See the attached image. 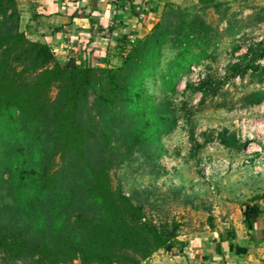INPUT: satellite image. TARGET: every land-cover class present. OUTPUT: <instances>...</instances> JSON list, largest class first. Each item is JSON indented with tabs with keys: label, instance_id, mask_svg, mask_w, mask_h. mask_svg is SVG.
<instances>
[{
	"label": "trees",
	"instance_id": "obj_1",
	"mask_svg": "<svg viewBox=\"0 0 264 264\" xmlns=\"http://www.w3.org/2000/svg\"><path fill=\"white\" fill-rule=\"evenodd\" d=\"M216 1L197 4L219 8ZM7 2L13 0H0L3 13ZM182 10L167 5L150 32L123 52L117 66L61 63L49 44L31 40L20 30L19 15L0 31V175L6 167L12 200L25 219L46 226L32 237L28 224L0 221V264H140L156 250L173 246L175 232L150 226L141 204L113 186L107 164L92 161L90 148L110 145L114 126L133 120L132 147H144L153 160L161 155L159 140L174 129L176 119L158 107L148 80L159 81L167 100L180 77L210 57V47L218 43L216 27ZM15 14L12 9L8 15ZM243 29L238 22H228L224 31L234 38ZM250 51L244 67L237 62L230 69L243 73L252 67L257 81L264 83V64L250 66L257 56L264 59V38ZM222 83L211 73L194 89L203 97L215 96ZM91 97L92 106L105 111L99 132L94 130L97 122H87L83 114L90 110ZM246 98L261 102L264 89ZM224 134L220 136L226 147L240 148L233 134ZM151 144L155 152L147 151ZM74 175L70 189L66 182ZM65 188L69 192L63 194ZM77 202V212L66 216V207ZM89 203L98 209L95 215L84 212Z\"/></svg>",
	"mask_w": 264,
	"mask_h": 264
},
{
	"label": "rangeland",
	"instance_id": "obj_2",
	"mask_svg": "<svg viewBox=\"0 0 264 264\" xmlns=\"http://www.w3.org/2000/svg\"><path fill=\"white\" fill-rule=\"evenodd\" d=\"M11 2L2 7L6 8L4 13L0 10V31L13 25L16 15H19L20 22V1ZM216 2L219 8L213 4L182 7L184 13L201 15L208 24L217 28L218 43L210 47V57L191 65L167 100L159 81L148 80L149 92L158 107L164 108L176 119L174 129L163 134L159 140V150L163 152L157 160L146 156L144 147H132L136 125L133 120L114 126L113 132L108 135L110 145L90 148L92 161L98 165L107 164L113 186L120 187L134 203L141 204L144 220L150 226L154 225L166 234L175 232L171 243L176 247L202 231L211 233L217 229L224 233L226 227H231L238 219V205L243 198L254 192H264V99L252 103L246 98L248 94L264 89V83L257 81L252 67L243 73H233L230 69V65L237 62L244 67L252 57L248 51L264 38V0ZM12 9L16 14L11 18L8 14ZM4 19L5 22L2 21ZM228 22H238L245 29L234 38L229 37L224 31ZM233 46L239 49L235 50ZM54 54L66 64L60 55ZM247 54L248 58L243 61L242 57ZM117 64L120 61L111 63L113 66ZM263 64L264 59L257 56L250 66ZM211 73L223 80L222 87L217 95L203 97L202 92L194 88ZM54 94L55 88L51 91V95ZM94 98L90 99V110L83 114L89 117L87 122L93 119L97 122L94 130L99 132L102 131L105 111L92 106ZM222 133L225 137L233 134L240 148L226 147L220 136ZM258 148L260 152H248ZM155 149L156 145L151 144L147 151L155 152ZM248 156L260 162L247 164L244 160ZM1 172L0 221L18 225L26 223L29 225L27 233L32 237L39 236L46 226L28 222L18 211L7 182L6 167ZM76 177L74 175L66 182L70 189ZM66 189L63 194L69 192ZM77 197L79 195L75 193V200ZM77 204L80 205L77 202L66 207V216L77 212ZM83 209L87 215L98 212L90 203Z\"/></svg>",
	"mask_w": 264,
	"mask_h": 264
},
{
	"label": "crops",
	"instance_id": "obj_3",
	"mask_svg": "<svg viewBox=\"0 0 264 264\" xmlns=\"http://www.w3.org/2000/svg\"><path fill=\"white\" fill-rule=\"evenodd\" d=\"M19 1V27L29 39L49 44L66 64L111 65L120 61L131 37L136 41L150 32L167 5L207 0ZM238 206V219L224 233L199 232L140 264H264V192L246 195Z\"/></svg>",
	"mask_w": 264,
	"mask_h": 264
},
{
	"label": "built area",
	"instance_id": "obj_4",
	"mask_svg": "<svg viewBox=\"0 0 264 264\" xmlns=\"http://www.w3.org/2000/svg\"><path fill=\"white\" fill-rule=\"evenodd\" d=\"M262 40V39H261ZM135 41V39H133L132 37H131V43H133ZM54 51V50H53ZM55 52V51H54ZM254 151H261V149L260 148H258L257 150H251V151H248L249 153H253ZM249 158L248 159H246V160H244L245 161V163H247V164H250V163H252V162H254V161H256V163H258V162H260L259 160H256V159H252V156H248ZM226 164H229V161H226ZM208 169V168H207ZM206 169V173H209V171Z\"/></svg>",
	"mask_w": 264,
	"mask_h": 264
}]
</instances>
